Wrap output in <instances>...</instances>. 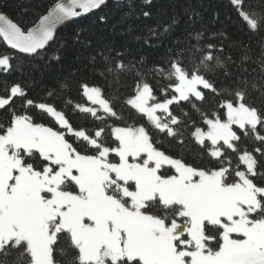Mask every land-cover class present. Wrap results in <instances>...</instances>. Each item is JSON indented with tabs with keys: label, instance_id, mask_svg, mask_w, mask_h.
Returning <instances> with one entry per match:
<instances>
[{
	"label": "snow or ice",
	"instance_id": "1",
	"mask_svg": "<svg viewBox=\"0 0 264 264\" xmlns=\"http://www.w3.org/2000/svg\"><path fill=\"white\" fill-rule=\"evenodd\" d=\"M228 4L257 59L239 41L238 60L225 56L212 42L223 33L197 26L200 0L186 2L138 38L159 59L111 46L75 56L85 103L67 104L82 125L13 76L38 58L60 63L46 55L57 26L109 0H54L31 27L0 11V37L25 61L0 53V264H264V0ZM70 46L91 48L87 29L60 51ZM150 81L166 82L159 97Z\"/></svg>",
	"mask_w": 264,
	"mask_h": 264
},
{
	"label": "trees",
	"instance_id": "2",
	"mask_svg": "<svg viewBox=\"0 0 264 264\" xmlns=\"http://www.w3.org/2000/svg\"><path fill=\"white\" fill-rule=\"evenodd\" d=\"M54 0H0V6L6 3V7H0V11L7 13L14 22H20L23 25L32 26L40 14L45 13V7L53 3ZM186 2L192 0H153L151 7L152 16L145 18L142 16V11L147 10L143 6V0H124L121 1V8L115 7V1L109 0L108 8L103 10H96L91 14L76 18L75 22L68 21L60 26L55 34L54 39L46 46L48 57H53L57 54L61 55L62 60L56 63L50 59H39L38 62L32 64L23 74L16 73L13 79L19 81L24 87L29 98L34 99L36 103L48 102L54 104L58 110H63L68 115L70 122L74 125H82L84 117L81 114H73V109L67 104L69 98L73 103H85L83 98L78 95L77 80L80 77L75 76V69L79 67V62L76 61L75 56L88 55L94 49L111 46L116 51L125 55L126 59H132L135 56L144 55L150 56L153 59L160 58V51L145 48L142 39L147 34V27L156 22L164 20L166 15L174 12H183ZM201 6L198 7L200 13L197 26L203 27L207 30L208 34L223 33V36L213 43L222 42L224 45V55L232 56L233 60H238L242 52L237 48L236 42H244L252 49L253 60L257 59L260 55V47L257 43V38L250 36L238 22L234 13L232 12L228 0H200ZM42 6L37 10V5ZM27 10V11H25ZM129 10L131 13L129 14ZM100 15H107L108 21L104 24L97 23V17ZM186 20V17H185ZM87 29L88 34L92 39V47L87 51L77 49L74 51L70 46L65 52H61V47L68 40L69 36L74 30ZM0 53H6L13 57L17 64L25 63L22 57L24 54L8 49L0 39ZM251 71L258 65L249 62L246 65ZM71 74V75H70ZM75 76V78H73ZM65 80H71V90L64 88L62 91L59 89V84ZM100 83L99 81H93ZM131 83V81H125ZM153 84L155 94L160 96V87L165 85V81H160L157 84L155 81H150ZM105 87V94H108L107 86ZM0 87V92H3ZM48 91H55L56 95L49 98ZM17 107L21 105L20 100L15 101ZM174 111L179 114L180 109L172 106ZM187 108V105H183ZM36 122L43 123L46 126L58 127L55 121L46 114H37ZM132 123L131 120L128 121ZM196 154L193 153L191 158H195Z\"/></svg>",
	"mask_w": 264,
	"mask_h": 264
},
{
	"label": "water",
	"instance_id": "3",
	"mask_svg": "<svg viewBox=\"0 0 264 264\" xmlns=\"http://www.w3.org/2000/svg\"><path fill=\"white\" fill-rule=\"evenodd\" d=\"M111 1H115V0H111ZM121 1H124V0H121ZM44 14H46V12H45ZM66 22H68V21H66ZM66 22H65V23H66ZM34 24H35V23H34ZM34 24H33L32 26H34ZM62 25H63V24H62ZM62 25H58V26H57V29H58L60 26H62ZM30 27H31V26H30ZM57 29H56V30H57ZM56 30H55V32H56ZM55 32H54V34H55ZM0 39H1V40H2V42H3V39H2V37H0ZM3 43H4V42H3ZM4 45H5V46H6L8 49H10V50H13V51L17 52V50L11 49V48H10V47H9L7 44H5V43H4Z\"/></svg>",
	"mask_w": 264,
	"mask_h": 264
}]
</instances>
